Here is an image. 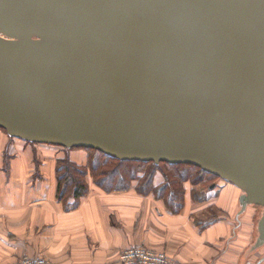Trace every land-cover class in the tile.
I'll use <instances>...</instances> for the list:
<instances>
[{"label":"water","instance_id":"95a60500","mask_svg":"<svg viewBox=\"0 0 264 264\" xmlns=\"http://www.w3.org/2000/svg\"><path fill=\"white\" fill-rule=\"evenodd\" d=\"M0 128L190 164L261 208L264 0H0ZM264 262V256L255 264Z\"/></svg>","mask_w":264,"mask_h":264},{"label":"crops","instance_id":"0c3cea01","mask_svg":"<svg viewBox=\"0 0 264 264\" xmlns=\"http://www.w3.org/2000/svg\"><path fill=\"white\" fill-rule=\"evenodd\" d=\"M66 153L78 163L86 159L83 150L27 143L0 130V264L24 255L56 264H117L119 252L135 246L165 252L179 264L261 258L243 253L252 232L242 230L252 215H238L236 187H184L183 206L172 213L152 193L106 192L88 179L87 193L70 207L71 197H56L54 171Z\"/></svg>","mask_w":264,"mask_h":264},{"label":"trees","instance_id":"16d2710c","mask_svg":"<svg viewBox=\"0 0 264 264\" xmlns=\"http://www.w3.org/2000/svg\"><path fill=\"white\" fill-rule=\"evenodd\" d=\"M0 130L5 133L4 129ZM67 150H83L86 153L83 163L72 160L67 153L55 161L56 197L59 200L71 197L73 203L70 207H75L79 199L87 193L90 179L95 187L106 192L135 187L141 194L152 193L154 197L163 200L170 212L177 213L183 206L184 187L203 183L208 176L215 177L190 164L122 161L92 148ZM6 158L4 153V167L7 166ZM156 177L159 179L158 184H155Z\"/></svg>","mask_w":264,"mask_h":264},{"label":"built area","instance_id":"2783aa9c","mask_svg":"<svg viewBox=\"0 0 264 264\" xmlns=\"http://www.w3.org/2000/svg\"><path fill=\"white\" fill-rule=\"evenodd\" d=\"M118 264H179L164 252L153 251L145 247H131L122 250L118 256ZM13 264H56L41 256L24 255Z\"/></svg>","mask_w":264,"mask_h":264},{"label":"rangeland","instance_id":"374dc122","mask_svg":"<svg viewBox=\"0 0 264 264\" xmlns=\"http://www.w3.org/2000/svg\"><path fill=\"white\" fill-rule=\"evenodd\" d=\"M235 187L234 185H232L231 183L221 179V178H218V177H211V176H208L206 178H204V181L203 183H200L198 185H193L192 187ZM187 187H191V185H187ZM239 193H241L238 188L237 190ZM247 208H250L249 211ZM260 211H261V208L260 207H257V206H253V205H248L246 207V210L245 212H242L239 214V216H242L244 217L245 216V213L247 212V215L248 214H251L252 215V218L250 219L251 220V223H247L249 224V226H247V229L243 228L242 232H252V235L251 237L249 236V239H247V245H243V253L246 254V251L248 250V254H249V257H251V260L252 259H255V258H260L264 255V245L260 248H258L257 250L255 251H250V247L251 245L253 244L254 240H255V237H256V222L260 216ZM255 254V256H253ZM251 263V262H250ZM253 263V262H252Z\"/></svg>","mask_w":264,"mask_h":264}]
</instances>
